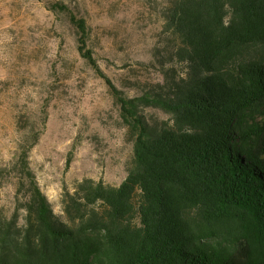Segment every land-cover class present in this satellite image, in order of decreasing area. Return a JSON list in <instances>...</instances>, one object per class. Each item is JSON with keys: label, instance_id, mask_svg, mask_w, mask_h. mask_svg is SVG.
<instances>
[{"label": "trees", "instance_id": "1", "mask_svg": "<svg viewBox=\"0 0 264 264\" xmlns=\"http://www.w3.org/2000/svg\"><path fill=\"white\" fill-rule=\"evenodd\" d=\"M165 25L185 73L131 99L112 85L135 133L127 177L79 183L63 220L27 169L24 224L0 211V264H264V0H172Z\"/></svg>", "mask_w": 264, "mask_h": 264}, {"label": "rangeland", "instance_id": "2", "mask_svg": "<svg viewBox=\"0 0 264 264\" xmlns=\"http://www.w3.org/2000/svg\"><path fill=\"white\" fill-rule=\"evenodd\" d=\"M172 0H0V211L24 224L31 170L63 220L85 179L119 186L135 133L112 87L136 98L187 70L166 28ZM72 16L86 20V50ZM108 80L110 83H108ZM153 124L164 110L140 104Z\"/></svg>", "mask_w": 264, "mask_h": 264}]
</instances>
